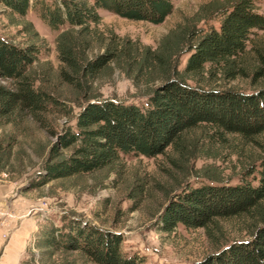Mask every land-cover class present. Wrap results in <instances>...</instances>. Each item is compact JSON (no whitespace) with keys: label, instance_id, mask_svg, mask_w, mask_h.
I'll list each match as a JSON object with an SVG mask.
<instances>
[{"label":"trees","instance_id":"16d2710c","mask_svg":"<svg viewBox=\"0 0 264 264\" xmlns=\"http://www.w3.org/2000/svg\"><path fill=\"white\" fill-rule=\"evenodd\" d=\"M2 1L21 17L35 10L53 29L67 25L57 37V73L83 99L63 97L39 76L34 67L41 44L0 34V128L9 125L16 133L8 134L6 144L0 139V151L12 150L31 122L54 133L57 139L42 173L45 182L119 165L127 155L162 154L167 164L160 168L174 178L172 186H164L168 202L160 214L161 228L202 226L216 245L193 264H264V152L241 160L248 157V147L264 140V82L250 90L213 85L218 79L250 77L255 83L264 78V32H259L264 31V12L255 1L212 0L156 46L101 27L100 10L161 23L174 11L173 0ZM212 17H218V26L200 25ZM94 43L102 49L91 54ZM116 69L146 95L143 102L92 91L96 79ZM71 101L81 109L72 126L57 132L53 117L73 115ZM224 148H231L228 156L234 153L239 161L235 182L223 170L195 164L201 157L220 159ZM69 219L38 229L37 243L52 264H77V257L92 264H150L146 254L123 248L121 232ZM228 222L238 237L227 234ZM20 264H36L35 256Z\"/></svg>","mask_w":264,"mask_h":264},{"label":"rangeland","instance_id":"374dc122","mask_svg":"<svg viewBox=\"0 0 264 264\" xmlns=\"http://www.w3.org/2000/svg\"><path fill=\"white\" fill-rule=\"evenodd\" d=\"M173 1L174 11L161 23L132 19L101 9L103 17L99 25L123 36H130L156 46L166 32L185 18L197 16L200 9L203 12V5H208L212 0ZM220 1L228 2V0ZM254 1L259 11L264 12V0ZM29 20L32 24L28 23ZM211 24L218 26V17L200 21V25L207 27ZM66 27L67 25H63L59 29H53L32 9L28 10L26 17H21L13 13L0 0V34L22 44L31 41L41 44L40 59L34 67L36 72L39 76L46 77L49 85L55 86L63 97L82 100L81 93L74 90L73 86L65 82L57 73L60 66L57 37ZM259 32L263 34L264 31ZM260 40L264 41V35L260 37ZM94 45L91 54L102 49L96 46V43ZM186 59L187 54L182 57V65ZM105 74L94 81L92 91L100 89L102 96L105 97L137 99L139 102L146 99V95L141 94L142 91L136 88L124 73L116 69L113 73ZM263 82V77L257 79L255 83L250 77H237L218 79L213 85L235 86L250 90L252 87L257 88V85ZM71 103L74 108L73 115L55 114L53 117V125L57 132L65 130L75 122V116L81 107L75 101ZM28 126L27 133H17L18 143L12 150L7 147L3 150L4 152L0 151V157H2L0 159V192L2 188L6 189L8 184H13L14 188L10 195L22 194L32 201L30 213L41 217L40 227L51 222L63 225L70 221L69 218L74 217L102 228L121 232L125 237L122 243L123 248L131 253L139 251L146 254L147 262L150 264H193L195 260L215 250L216 245L202 226L188 227L179 223L173 231L161 228L160 214L168 202L164 186H172L171 182L174 178L169 177L164 173L165 170L160 168V163L167 164L164 155H127L119 165L45 182L42 175L46 170L44 164L49 155L50 145L57 136L38 127L34 122ZM5 127L0 128V139L5 138L4 144L8 134H16L9 125ZM262 141V145L248 147V157L244 155L241 160L246 162L252 155L257 156L263 153L264 140ZM230 149L224 148L220 159L198 158L195 161L196 167L211 165L219 172L223 170L225 177L235 176L232 179L233 182L239 180V161L234 153L228 156ZM63 151L68 154L71 149L63 148ZM191 179L194 182L197 180L194 175ZM141 184L144 189H140ZM225 225L227 234L229 233L231 237L240 235L233 229L230 222ZM40 238L36 233L30 244L28 257L34 255L36 264H43V262L52 264V260L45 252V247L37 243ZM77 258V264H92Z\"/></svg>","mask_w":264,"mask_h":264},{"label":"crops","instance_id":"0c3cea01","mask_svg":"<svg viewBox=\"0 0 264 264\" xmlns=\"http://www.w3.org/2000/svg\"><path fill=\"white\" fill-rule=\"evenodd\" d=\"M13 188L8 184L0 192V264H20L27 258L40 227L41 217L30 213L32 201L22 194L10 195Z\"/></svg>","mask_w":264,"mask_h":264}]
</instances>
